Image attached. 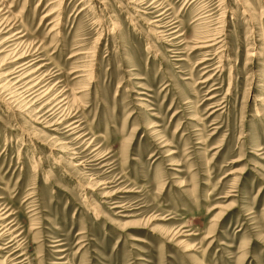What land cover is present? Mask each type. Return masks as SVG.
I'll use <instances>...</instances> for the list:
<instances>
[{"label":"rangeland","instance_id":"rangeland-1","mask_svg":"<svg viewBox=\"0 0 264 264\" xmlns=\"http://www.w3.org/2000/svg\"><path fill=\"white\" fill-rule=\"evenodd\" d=\"M0 11V264H264V0ZM11 49L45 101H7Z\"/></svg>","mask_w":264,"mask_h":264},{"label":"bare ground","instance_id":"bare-ground-1","mask_svg":"<svg viewBox=\"0 0 264 264\" xmlns=\"http://www.w3.org/2000/svg\"><path fill=\"white\" fill-rule=\"evenodd\" d=\"M12 30H13V28L9 25V23L5 22L4 19L2 20V15H1V11H0V36L1 37H4V36L7 37V38H4L1 41V44H8L9 45L8 48H11L15 44H17L18 40L20 39L17 36L18 34H15V35L13 34L10 37L7 36V35H10ZM9 52L11 53L10 54V60L6 64L15 65V64H18L20 61L24 62V63L20 64L19 66H17L15 68V70L11 71L10 73H8V75H6V76H12L13 80H15V82L13 83L14 87L12 88V90H14V92L13 93L10 92L8 94L7 101L9 103H14V97L15 96H17L19 98V100H20V103H23L25 106L28 105L31 101H32V103H30L29 106H33V105H35L37 103H41V102L45 101L48 98L49 93H50L51 90L50 89L49 90L45 89V87L48 86V84L43 78L39 79V77H38V82L36 81L37 78L35 76L41 70V68L33 69V66H35L34 64L37 62L36 58H34L36 56L35 55H30L28 53L18 55V54H15L16 51L12 50V49ZM1 90L2 89H0V91ZM56 98L60 99L61 96L57 95V96H55L54 99H56ZM10 101H12V102H10ZM61 101L62 102H60L57 105V106H59V108H54L53 107L51 109V111L46 113L48 115L47 117L40 116L39 118H36L35 122H38V124L42 125V124H45V122L42 120V118L45 117L44 120L47 121L52 116H55L56 114H59L60 115L59 116V121L46 127V128H49V127L53 128L55 126H58L59 124H63V122H65L66 120L70 119L71 116L69 114H68L69 116H67L64 113L65 110H66L65 109V106H66V102L65 101H67V100L66 99H61ZM33 102H34V104H33ZM48 103L49 102H47V104ZM39 120H41V122H39ZM75 124H77V123H71L68 126V129L66 131L75 133V131L77 129V125L75 126ZM56 131L57 130H54V132H56ZM53 150H56L57 152H63L64 148L61 145L60 148L54 147ZM57 160L59 161V159H57ZM9 216L10 215L8 214V211L7 210L5 211V208L4 209L0 208V239L2 237L8 236L10 230L13 227V225H11V223L9 225H6L4 223L5 220L9 218ZM174 236H176V239H177V238L181 237L182 234L176 233ZM3 250H5V249L0 248V251H3Z\"/></svg>","mask_w":264,"mask_h":264}]
</instances>
